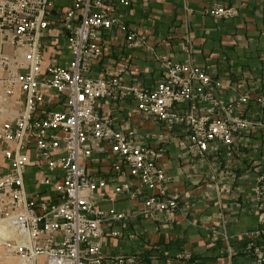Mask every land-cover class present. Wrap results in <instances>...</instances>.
Instances as JSON below:
<instances>
[{"label": "crops", "instance_id": "0c3cea01", "mask_svg": "<svg viewBox=\"0 0 264 264\" xmlns=\"http://www.w3.org/2000/svg\"><path fill=\"white\" fill-rule=\"evenodd\" d=\"M56 5L67 8L72 0H57ZM216 6L233 9V16L215 17L211 10ZM114 16L121 26L98 30L91 39L100 55L88 77L119 73L127 86L153 89L162 79L166 61L192 63L211 76L210 91L227 109H216L212 117L230 116L251 126L235 133L232 145L214 141L199 157L188 145L187 127L162 142V124L141 117L130 97L121 94L99 101L98 112L115 129L134 132L136 145L163 149L158 163L170 177L168 191L179 196L173 220L162 214L141 216L151 193L127 172L114 173V159L106 146L105 156L84 164L106 182L96 191L98 207L123 213L125 219L103 226L101 255L106 260L123 259L124 264H257L244 252L249 241L244 236L264 223V0H133L117 7ZM129 35H135L136 46L129 45ZM43 55L45 73L66 67L73 58L58 17H53L43 38ZM17 98L4 103L0 127L21 108ZM210 107L197 101L181 112L191 110L201 117ZM39 108L63 111L66 105L47 91ZM3 149L0 144V175L11 166ZM43 170L29 167L25 186L30 199L48 202L55 198L54 186L63 175L58 168L50 177L51 185L44 186L35 179L39 172L46 173ZM123 183L130 184L131 192L115 194L114 188ZM113 232L123 236L114 237Z\"/></svg>", "mask_w": 264, "mask_h": 264}, {"label": "built area", "instance_id": "2783aa9c", "mask_svg": "<svg viewBox=\"0 0 264 264\" xmlns=\"http://www.w3.org/2000/svg\"><path fill=\"white\" fill-rule=\"evenodd\" d=\"M56 1L0 0V32L12 49L1 59L6 78L0 93V113L6 100L15 97L21 107L0 127L2 155L11 162L7 172L0 175V219L15 236L0 243L5 252L18 257L19 264H124L123 259H104L101 245L103 226L122 222L125 215L98 207L96 191L106 182L95 178L84 163L105 156L109 146L114 173L127 172L151 193L144 200L141 216L162 214L173 220L179 196L168 191L170 177L158 163L163 149L136 145L134 132L125 134L115 129L112 121L98 112V102L121 94L130 97L141 117L162 124V142L187 127L188 145L199 157L214 141L232 145L234 134L251 123L230 116L212 117L216 109H227L210 91L211 76L192 63L166 61L162 79L153 89L127 86L119 73L88 77L92 62L100 55L92 37L98 30L121 26L114 12L133 0H72L67 8H58ZM233 14V9L221 6L212 10L217 18ZM53 15L59 18L73 58L66 67H52L45 73L43 38ZM128 41L130 46L138 44L135 35H129ZM45 91H53L65 103V110L40 109ZM197 101L211 105L205 115L181 112L184 105ZM29 167L45 168V174L39 172L35 177L44 186L51 185L55 170H62V182L54 186V199H30L25 186ZM123 192H131L129 183L114 188L115 194ZM262 193L257 192L256 198ZM112 235L123 236L119 232ZM244 237L249 240L244 252L257 264H264V223Z\"/></svg>", "mask_w": 264, "mask_h": 264}, {"label": "rangeland", "instance_id": "374dc122", "mask_svg": "<svg viewBox=\"0 0 264 264\" xmlns=\"http://www.w3.org/2000/svg\"><path fill=\"white\" fill-rule=\"evenodd\" d=\"M216 7H218V6H216ZM224 8H226V7H224ZM212 10H211V14H212ZM53 16L57 17L56 15H53ZM11 53H12L11 47L4 43V40L2 39L1 32H0V93L3 91V88L5 86L4 79L6 78V67H5V64L1 62V59L5 56L10 55ZM93 79H97V78H93ZM4 107H5V104H4ZM43 174H45V173H43ZM28 190H30V189L28 188ZM10 237H15L14 233L11 232L7 228V226L5 225L4 221H1V219H0V241H2L3 239H6V238H10ZM0 264H19L18 257L16 255L9 254V253L5 252L1 243H0Z\"/></svg>", "mask_w": 264, "mask_h": 264}, {"label": "bare ground", "instance_id": "6f19581e", "mask_svg": "<svg viewBox=\"0 0 264 264\" xmlns=\"http://www.w3.org/2000/svg\"><path fill=\"white\" fill-rule=\"evenodd\" d=\"M2 228V227H1Z\"/></svg>", "mask_w": 264, "mask_h": 264}]
</instances>
